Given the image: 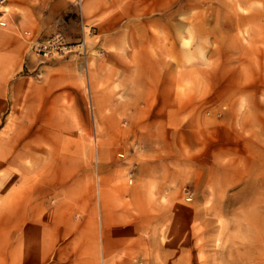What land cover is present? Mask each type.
I'll return each instance as SVG.
<instances>
[{"label":"rangeland","instance_id":"obj_1","mask_svg":"<svg viewBox=\"0 0 264 264\" xmlns=\"http://www.w3.org/2000/svg\"><path fill=\"white\" fill-rule=\"evenodd\" d=\"M51 1L39 9L38 29L24 33L36 64L20 75L37 82L47 66L74 63L77 94L62 103L72 107L75 126L49 130L71 136L76 158L63 164L58 147L57 187L46 193L43 215L67 210L99 223L101 174L115 189L134 179L136 197L125 190L111 198L118 213L109 227L123 229L124 254L103 256L98 240L71 235L56 241L44 264H264V0H136L139 14L131 0H108L101 30L84 0L52 21ZM114 24L117 31L108 30ZM46 45L68 49L45 55ZM9 91L0 101L9 125H0V140L20 135L14 125L26 119L27 97ZM116 120L121 127L111 126ZM21 140L7 150L29 151L23 175L20 160L0 159V264L26 258H14L20 230L10 240L4 217L14 214L4 205L23 195L26 178H43L38 166L53 162L52 145ZM107 148L109 161L99 164ZM7 168L13 176L5 184Z\"/></svg>","mask_w":264,"mask_h":264},{"label":"crops","instance_id":"obj_2","mask_svg":"<svg viewBox=\"0 0 264 264\" xmlns=\"http://www.w3.org/2000/svg\"><path fill=\"white\" fill-rule=\"evenodd\" d=\"M39 1L45 2L42 5L35 6V3H38ZM72 1L73 0L51 1L48 5L50 7L48 18L52 21L70 11ZM107 1L108 0H84L88 17H90L89 19L91 22H95L92 20L93 16L98 17L97 19L101 20L102 23H100V21L96 22L100 27V30L102 28L105 29L106 27L105 22L107 21H104V17L106 16L105 2ZM131 1H133L131 7L134 9L133 13L139 14V4L136 0ZM48 2L49 0H5L3 17L6 19L7 23L5 26H0V101L1 98L5 96V92H7V90L9 91V86L14 90L13 92L9 91L10 94L12 93L15 95L18 94V92H23L27 97L22 105L23 109L26 111V119H22L14 125V127L20 129L18 131L20 132V135H8L7 138L0 140L5 141V148L0 150V159L3 158L6 160L10 158L11 160H20V167L16 169L20 170V174L22 175L27 171L23 160L28 157L29 151L26 148V150L21 148L18 152H12L11 149L7 150V146L11 143L15 144L17 140L23 142V140H21L23 136L27 139L23 143L24 145L30 142H37L40 144L52 145V149L58 150V147L62 144L60 149L62 148L64 152L63 155H66L62 158L64 159L63 164L67 161H73L72 158H76V153L71 151V146L69 145L73 142L71 136L67 134V132L61 134L58 133L60 132L58 129L61 127L70 130L75 126V120L71 115V112H74L71 111L72 107H67L62 103V100H66L67 97H75L77 94V75L72 70L74 68L76 69L74 63L62 62L53 66H47L45 78L42 80L40 79L37 82L32 76L20 75L25 65L33 68L36 64L34 57H30L27 54L29 45L24 33H26V31H35L38 29L41 23V21L38 22V19L43 20L41 17H44V15L40 16L39 9L46 6ZM108 30L117 31V27L114 24ZM3 89L6 90L3 92ZM32 95H34V97L30 99ZM6 120L7 119L2 121L0 118V125H2V128L7 126ZM111 122L112 127H118V120ZM107 126L109 127V124H107ZM119 127H121L120 123ZM33 128H36V131H30ZM50 128L56 129L58 132L51 131L49 130ZM120 129L124 130V128ZM23 132L24 135L21 134ZM30 132H32L31 135L29 134ZM78 143L80 145L84 144L85 147L87 145L86 140H84V142L79 141ZM60 149L59 152L55 150L52 152L53 162L47 165L48 168L45 164L37 167L39 170L43 171V174L41 172L39 174V171L35 174H37V176L42 175L43 178L36 177L34 179H28L24 177L26 180H24L23 183L26 185L21 190L24 188L26 189L24 193H22L23 195L19 199L8 200L7 204L4 205V208L11 209L9 211L7 210L6 213L14 214V216L11 215L4 217L5 224L10 222V227L5 228V230L10 229L11 231V237H9L10 240L13 239V230H20L18 231L19 235L15 236L16 242L12 244L13 246L15 245L14 258L17 259L16 256L20 254L26 257L24 259L22 257L25 264L27 258L34 261L36 264H44L50 254L51 247H56V241H58V239H67L71 235L74 239L79 240H84L86 238L90 240H98L100 246L102 245L101 255L103 256H119L124 254L125 239L123 229L117 228L115 230L114 228L109 227L112 221L110 215L118 213V211L115 213L110 211V209H117L116 204H111V198L114 197V192L118 194L120 191L127 190L132 193L134 201L136 197V188L132 184L134 179L130 185L126 183H117L115 189L111 185L113 181L112 177H109V174H99L98 185L101 197L100 208L104 209L100 211L99 223L96 222L94 216L74 217L72 212L68 211L67 214V210L63 211L64 214L62 213V215L59 216L43 215L48 207L45 201L46 193H54L55 188L57 187V181L55 180L54 175L58 172L56 165H59V161L56 158L62 155ZM30 151L34 153L37 152L34 150ZM110 154L108 148L106 150L103 149V152L100 153L101 157H99L100 159L97 162H101L99 164H102L109 161ZM92 156L93 155H91V157ZM37 164L39 165V163ZM1 170L3 172V169H0V171ZM12 170L13 168L11 167L10 172H12ZM10 172L9 168H7L6 172L3 173V177L6 181L5 184H8L10 177L13 176ZM47 176L48 179L46 180ZM91 178H85V182L87 183V191L83 194L85 202L93 200V198L89 200L88 197L90 196L87 193L90 191L87 187L89 183L92 190ZM78 183H81V181L73 182L69 185V188L78 186ZM34 194H37V198L35 197L31 199ZM87 205L88 203L86 206ZM66 208L69 210L68 205ZM65 213L67 215H65ZM1 220L3 221L2 217H0V223L2 222ZM116 222H118V220ZM29 242L32 244H29ZM103 264L123 263H119V259H117L115 263L107 262Z\"/></svg>","mask_w":264,"mask_h":264},{"label":"built area","instance_id":"obj_3","mask_svg":"<svg viewBox=\"0 0 264 264\" xmlns=\"http://www.w3.org/2000/svg\"><path fill=\"white\" fill-rule=\"evenodd\" d=\"M5 5V0H0V26H5L7 21L6 19L3 17L4 15V11H3V7ZM55 46L53 45H46L44 47H41V50H43L45 52V55H52V52L55 51V49H57V52H59L60 54H63L65 51V49L67 50L68 47H64V46H58L56 48H54ZM60 48V49H59Z\"/></svg>","mask_w":264,"mask_h":264}]
</instances>
